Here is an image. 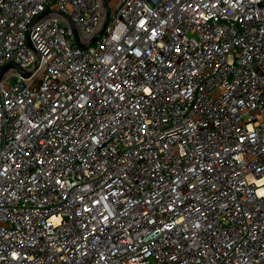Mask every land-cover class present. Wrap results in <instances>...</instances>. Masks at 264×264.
Masks as SVG:
<instances>
[{
    "label": "built area",
    "instance_id": "1",
    "mask_svg": "<svg viewBox=\"0 0 264 264\" xmlns=\"http://www.w3.org/2000/svg\"><path fill=\"white\" fill-rule=\"evenodd\" d=\"M104 1L0 0V264H264V0Z\"/></svg>",
    "mask_w": 264,
    "mask_h": 264
},
{
    "label": "water",
    "instance_id": "2",
    "mask_svg": "<svg viewBox=\"0 0 264 264\" xmlns=\"http://www.w3.org/2000/svg\"><path fill=\"white\" fill-rule=\"evenodd\" d=\"M100 1H101V3H102L103 8H104L103 26H102L101 30L91 38L89 44H91L92 42H94V41H95V40L101 35L102 30H103V28L105 27V25H106V23H107L108 8L106 7V4H105V1H104V0H100ZM60 16H61L62 18H64V20L67 21V25L69 26V28H70L71 31L73 32V36H74V38H75L76 41L79 43L78 35H77V32H76V30H75V28H74V25H73L72 21H71L69 18H66V17H64V16H62V15H60ZM78 45H79L81 48H83V49L86 48L85 45H81L80 43H79ZM8 69H14V70L17 72V74H19V75H20L21 77H23V78H25V77L27 76V74H26L24 71H22L20 68H18L17 66H15V65H13V64L6 65V66L3 68L2 72L5 71V70H8Z\"/></svg>",
    "mask_w": 264,
    "mask_h": 264
}]
</instances>
